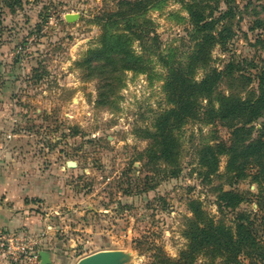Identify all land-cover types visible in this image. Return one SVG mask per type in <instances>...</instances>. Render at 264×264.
Masks as SVG:
<instances>
[{"label": "rangeland", "instance_id": "rangeland-1", "mask_svg": "<svg viewBox=\"0 0 264 264\" xmlns=\"http://www.w3.org/2000/svg\"><path fill=\"white\" fill-rule=\"evenodd\" d=\"M120 1L0 0L1 155L11 166L29 162L49 180L50 194L32 199V210L47 234L50 264H74L102 250L131 252L127 264H235L233 252L225 258L222 250L234 233L235 214L256 210L250 195L259 190L258 169L248 168L238 180L233 162L220 154L217 171L206 177L203 152L231 138L218 122H187L175 132L177 159L155 158L147 133L169 106L161 88L165 70L154 57L148 74L116 66L119 83L100 101L94 52L102 24L119 20ZM142 2L140 20L162 48L177 56L190 50L181 3ZM227 3L233 16L219 27L229 26L231 36L211 51V64L232 61L247 74L248 62L264 59L256 44L264 35V0ZM130 48L140 55L137 41ZM263 122L264 115L253 136ZM225 190L243 193L246 201L220 208L217 196Z\"/></svg>", "mask_w": 264, "mask_h": 264}, {"label": "trees", "instance_id": "trees-1", "mask_svg": "<svg viewBox=\"0 0 264 264\" xmlns=\"http://www.w3.org/2000/svg\"><path fill=\"white\" fill-rule=\"evenodd\" d=\"M229 1L178 0L186 9L189 24L186 37L190 45V50L178 56L162 48L159 37L151 36L149 24L140 20L142 0L120 1L116 14L119 20L102 24L94 68L100 70V101L107 99L119 83L116 66L148 74L154 57L156 64L165 70L161 88L169 107L153 119V134L147 133L153 141L155 158L164 163L177 159L175 132L189 121L218 122L230 131L227 145L207 146L203 152L205 175H214L217 156L224 154L233 162L234 177L238 180L244 178L248 168L257 167L253 179L259 190L250 195L255 199L256 210L235 214L234 233L222 253L228 258L233 252L235 264H264V215L258 214L259 210L264 211V122L253 136L256 121L264 115V59L248 62L247 74L240 72V66L232 61L219 67L211 64V51L215 46H224L231 36L229 26L219 27L222 20L229 19L227 16H233ZM220 2L225 3V10L220 9ZM133 40L138 43L140 55L135 56L130 48ZM257 43L264 50V35ZM198 70L203 72L200 79L195 76ZM178 172L176 168L171 175ZM217 198L220 208L236 209L246 201L243 193L231 190L222 191Z\"/></svg>", "mask_w": 264, "mask_h": 264}, {"label": "crops", "instance_id": "crops-1", "mask_svg": "<svg viewBox=\"0 0 264 264\" xmlns=\"http://www.w3.org/2000/svg\"><path fill=\"white\" fill-rule=\"evenodd\" d=\"M28 164L27 161H18L12 166L8 165L0 152V227L33 234L39 242V250L47 251L43 246L47 244V237H44L47 234L42 228L40 216L32 210V199L47 197L50 194V184L47 176L37 168H30ZM20 165H26L25 172L21 171ZM0 264L12 263L0 255Z\"/></svg>", "mask_w": 264, "mask_h": 264}, {"label": "built area", "instance_id": "built-area-1", "mask_svg": "<svg viewBox=\"0 0 264 264\" xmlns=\"http://www.w3.org/2000/svg\"><path fill=\"white\" fill-rule=\"evenodd\" d=\"M39 242L26 231L0 227V255L12 264H40Z\"/></svg>", "mask_w": 264, "mask_h": 264}, {"label": "water", "instance_id": "water-1", "mask_svg": "<svg viewBox=\"0 0 264 264\" xmlns=\"http://www.w3.org/2000/svg\"><path fill=\"white\" fill-rule=\"evenodd\" d=\"M70 18V17H69ZM67 166L73 163L66 162ZM40 264H50V254L45 250H38ZM132 258L129 251L123 250H102L80 258L75 264H127Z\"/></svg>", "mask_w": 264, "mask_h": 264}]
</instances>
